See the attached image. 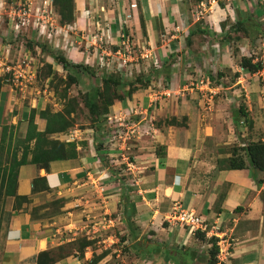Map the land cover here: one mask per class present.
Here are the masks:
<instances>
[{"label": "crops", "instance_id": "obj_1", "mask_svg": "<svg viewBox=\"0 0 264 264\" xmlns=\"http://www.w3.org/2000/svg\"><path fill=\"white\" fill-rule=\"evenodd\" d=\"M236 1L116 0L100 4L99 0H74L75 20L67 27L89 25V15L97 8L109 12L108 38L104 39L113 48L102 49L103 54L115 57L126 53L121 46L122 35L130 36V41L138 46L139 52L124 54V60H134L138 74L150 76L149 84L131 96L123 93L124 100L114 102L109 116L130 118L139 124L149 117L153 122L149 121L147 130L152 133L137 139L134 147L125 143L118 149L108 147L103 132L98 140L99 133L94 135L92 128L51 134V138L76 141L78 155L52 161L48 170L32 163L20 166L16 192L27 200L15 210L14 196L4 202L7 225L0 264H38L42 252L48 253L41 257L42 264H86L93 256L95 243L80 255L77 239L86 236L94 240L97 233L107 232L113 223L110 214L118 211L114 220L123 229L121 234L131 236L126 241L131 242L130 249L140 259L147 257L145 264H175L181 257L184 264H196L197 258L190 255L192 251L199 253L192 248L200 240L191 228L169 219L180 209L202 217L207 224L206 236L219 238L218 243L227 252L222 264H264V181L256 182L250 166L225 169L219 163L231 156L235 145L264 140V80L259 78L263 74L242 70L233 62L229 48L224 50L220 43L223 37L218 35L223 28L218 31L217 27L222 26L226 14L233 23L242 14L241 8L247 9V4L241 2L240 6ZM195 26L211 27L202 35L190 37ZM96 38L89 43L91 46L96 44ZM207 39L214 41L210 54L203 45ZM67 43L64 50L69 47ZM92 54L95 52L90 53L91 57L88 53L84 56L94 61ZM214 57L220 61L219 66L212 65L211 71H204L198 60ZM226 68L232 75L239 72L235 81L224 84L229 77L224 76L221 83L213 85L210 75ZM200 78L210 79L215 96L220 90L242 92L245 110L253 120L252 131L237 111L229 113L228 103H216L214 95L211 110L205 109L202 93L196 86ZM152 89L157 92L152 93ZM26 97L22 88L0 78V137L2 126L12 125V143L19 149L18 155L30 110L47 106V100L40 95ZM236 100L238 104L239 99ZM153 102L157 118L148 114L153 113ZM172 118L175 123L167 124ZM35 123L39 131L46 127V120L39 115ZM147 124L144 122L141 127L146 128ZM98 146H102L99 151ZM158 146H164L162 157L156 155ZM112 153L123 159L132 154V162L125 163L130 175L127 180L104 158L120 162ZM37 177L44 180L33 191L32 182ZM204 246L208 248L209 244ZM108 261L106 254L96 264Z\"/></svg>", "mask_w": 264, "mask_h": 264}, {"label": "rangeland", "instance_id": "obj_2", "mask_svg": "<svg viewBox=\"0 0 264 264\" xmlns=\"http://www.w3.org/2000/svg\"><path fill=\"white\" fill-rule=\"evenodd\" d=\"M116 0H99V3H114ZM232 2L233 0H229ZM237 4H241V2L244 5H248L247 9L244 11L241 8V13L239 16H247L251 17V21L247 24V32L244 35V32L240 31L239 36H241V39L239 41H226L224 43V39H222V43L225 47L224 50H227L228 47V53L231 55L233 62H237V59L234 54L237 56H252L254 57V61H262L264 60V0H237ZM112 5V4H111ZM241 6V5H240ZM22 7L28 8L26 9L27 14L25 17L29 18V24L23 25L21 27H17L15 25H11L9 23V11L10 9L14 8L16 9V13H18V10ZM47 9L49 11V14H47L48 18H51V20L48 23L47 30L41 29L40 26H37L34 20H32V17H35V15H42L41 12ZM75 12V10H74ZM111 13V12H110ZM109 12L106 10H102L101 8H97V10L91 11V14L89 15L91 17V23L87 26L83 27H75L74 25H71V27H67V25H61L59 23V16L57 15L55 6L53 5V0H0V78H4V76L7 74V72H4L3 69L6 68V66H13L15 67L12 70L11 78L7 77V80H5L7 83L13 84L14 86L18 88H22L23 92L26 93L28 98L29 96H39L47 100V106L51 105L53 111H58L62 109L65 101L68 97L73 96H80L84 92H86L88 89H92L94 86L99 87L101 86V77L104 72H113L116 71L117 73L121 74L122 79H125L127 81L134 80L135 76L138 75V72L136 70V66L133 64L135 61H127L124 54H136L138 53V46L130 41L129 36V43H126L123 47L124 50H126V53L123 51L121 54H116L115 57L111 55L103 54L102 52L105 48H113V45L110 44V42L105 41V37L108 38L106 29H109ZM29 15V16H28ZM229 14H226L225 20L221 23H225V27L222 26L217 27L218 31L222 27L223 31L219 32V37L225 36L226 32H228L231 28L232 22H229L227 20V16ZM18 16L16 15L15 18ZM111 17V16H110ZM97 22V23H96ZM96 23V24H94ZM94 24V25H93ZM222 25V24H221ZM94 27V28H93ZM211 27V26H208ZM103 30L105 32L103 33ZM248 33V34H247ZM97 36L95 39V45L91 46L89 43ZM94 37V38H93ZM208 40V39H207ZM68 41L69 47L64 50V47L66 46V42ZM214 42V41H213ZM211 40L203 42V45L205 44V50L211 53V44H213ZM202 45V44H201ZM227 45V46H226ZM42 46L45 47V51L42 50ZM193 46V45H192ZM93 47H96L93 49ZM194 47V46H193ZM98 48V49H97ZM103 49V50H102ZM199 49V48H198ZM220 51H222V48H219ZM49 51H54L56 53H61L66 56L67 59L71 60L74 64H86L91 66L94 69V76H91V74H88L84 69L82 68H75L70 71H66L62 68L60 64H57V62L49 55ZM84 51L82 54L80 52ZM77 53V58L69 57V55ZM95 52V55L92 54V59L96 58L94 61L90 59L91 55L90 53ZM89 54V58H85L87 55L84 56V54ZM122 55V56H121ZM118 57V58H117ZM210 57V56H209ZM145 59V58H144ZM199 59L200 67L204 69V71H211L210 67L212 65L219 66V62L216 60V58H212V60ZM139 61H142L139 59ZM218 63H217V62ZM52 63L53 70L58 73L59 77H62L64 79L67 78V74L70 72L71 74H74L78 78V82L74 83L72 86H70L68 92H67V98H63L61 93L62 89L64 88V85L66 82L59 81L57 78H54L52 80V83L50 84L49 81H51L52 75L51 74L50 80L45 75L48 73L45 71V65L46 63ZM90 64H87V63ZM133 63V64H132ZM128 65V66H126ZM145 65V64H144ZM206 65V68H205ZM126 67V68H125ZM228 69V68H226ZM133 70V71H132ZM134 72V73H133ZM229 72V70H228ZM34 75L33 77H30L29 75ZM206 74V73H205ZM14 75H18V78L15 79ZM228 79L224 80V83L227 81H230L232 76V73L229 72ZM261 76V75H260ZM260 79L263 78L264 75L259 77ZM264 83V81H263ZM212 84H217L216 78L214 81H212ZM163 85V84H162ZM54 86H57V89H55ZM237 89V88H236ZM54 90L56 92H54ZM157 90V89H156ZM234 89L225 90L224 92L220 90V92L214 97H216V103L222 101L228 103L230 106V112L234 113L235 111H239V107L243 104L244 105V96L242 92H233ZM200 91V90H198ZM53 94H52V93ZM152 93L157 92L152 89ZM122 94L127 93V88L124 89ZM165 97V96H162ZM203 97V94H202ZM223 98V99H222ZM239 99L238 104H236L237 100ZM43 100V101H44ZM203 100L205 98L203 97ZM81 103V102H80ZM221 103V102H220ZM213 102L212 105L213 106ZM155 106L156 102L152 103V108L149 106L148 109H152L153 113H148L156 116V118L159 116L158 112H155ZM158 106V105H157ZM206 108V107H205ZM236 109V110H235ZM207 111H210V108H206ZM241 112H238V115ZM76 118V129H84L88 125V113L85 107L82 106V104L79 106L78 111L74 114ZM231 115V114H230ZM137 120V119H136ZM171 120V119H170ZM166 121L168 122L170 121ZM150 119L147 117V121L144 120L142 122L137 121V126H141L144 124V122H148L146 128H141L140 133H135L134 136L128 138L127 140L123 141L122 138H111L109 140V132L112 129L118 130L119 127L117 125V121H113V123L110 125V131L106 130V124L105 129L103 130V133L106 134L104 136V139L106 138L108 142L109 148H120L121 145L134 147L133 144L138 141L137 139L141 140L145 136H149V133H152L151 131L147 130L148 126H150L149 123ZM156 121V120H155ZM154 121V122H155ZM151 122V121H150ZM153 122V120H152ZM151 122V123H152ZM109 127V122L107 123ZM74 128V129H75ZM125 131V130H123ZM149 132V133H148ZM92 133V132H88ZM104 134H97L98 140H101V135ZM123 135V134H122ZM84 137V136H83ZM111 145V146H110ZM102 147V146H101ZM123 148L120 152L123 153ZM129 151V150H128ZM118 152V153H120ZM118 153H112V156L115 155L114 159H120V162H111L108 158L104 157L109 163H111L112 167L118 168L120 175H123V177L127 180V178L130 177L129 170H127V166L125 165L127 162H132V154H127V159H123V156H121ZM126 158V157H125ZM124 161V162H123ZM112 169V168H111ZM119 211L116 213H111L110 216L113 218V223L110 228L107 229V232L97 233L95 235L94 243L93 245V254L97 255V252L100 254L102 252H107L109 261L106 264H145L144 259L147 258L145 256L140 259L138 255H136L135 250L130 249V241L123 240L122 237L131 239V236L129 234H121V231H123L122 228H119V223H116L117 221L114 219H117ZM109 217V216H108ZM7 225V214L4 212V209L0 210V247L2 245L3 241V233L5 231ZM122 226L126 227L128 226L126 224H123ZM125 229V228H124ZM86 237V236H84ZM147 240H150L146 237ZM146 243V241H143V245ZM197 245L193 247L192 249H196L199 253H197V257L194 256V258H197L196 264H204L205 259L208 258V255L206 254L207 248H205V244L201 241H198L196 243ZM98 250V251H97ZM200 262V263H199Z\"/></svg>", "mask_w": 264, "mask_h": 264}, {"label": "trees", "instance_id": "obj_3", "mask_svg": "<svg viewBox=\"0 0 264 264\" xmlns=\"http://www.w3.org/2000/svg\"><path fill=\"white\" fill-rule=\"evenodd\" d=\"M53 5L55 6L57 15L59 16V23L61 25H70L74 22V0H53ZM250 21L251 17H249V15L243 17L239 16V18L231 24V28L226 33L224 38H222L225 42L221 39L220 43L224 44L226 41L231 40L239 41L241 39V36H239L240 31L244 32L245 35L247 32V24ZM222 27H225V23H222ZM195 28L196 29L190 32V37H193L196 34L202 35L207 32L208 29V27L199 26H195ZM188 44L190 45L191 42ZM41 48L45 51L44 46ZM48 53L57 62V64H60L66 71H70L75 68H82L88 74H91V76H94L95 74L94 69L89 65L74 64L61 53H56L54 51H49ZM234 56L238 58L236 64L244 71L253 74L264 69V62L260 60L254 61V57L252 56L243 55L239 57L236 54H234ZM44 70L48 72L45 77L48 76L49 80V76L53 74L51 81H49L50 84L54 78H57L59 81L66 82L61 95L63 98H67V92L70 86L78 82L77 76L69 72L66 79L59 77L61 75L56 73L55 70L52 71L53 65L50 62L46 63ZM228 70L230 72L229 68L224 71H217L214 75H210V78L212 80L216 78L217 84L221 83V79L224 78V76L229 75ZM238 75L239 72H235L232 76H230V81L225 83L223 81V83L228 85L229 83L235 81ZM7 77L11 78V73H7L4 76L3 82H6L5 80H7ZM149 77L150 76L146 77L145 74L140 73L135 76L134 80L127 81L122 79L121 74L116 71L108 73L104 72L101 77V86H94L92 89H88L78 97H68L62 109L53 111L51 105H48L41 110L32 108L27 119V127L22 141L23 146L20 155H18L19 149L12 143L13 126L4 124L2 126L0 137V210L3 209L4 202L9 196H14L13 210L20 209L22 202L27 200V197L19 196L16 192L20 166L32 163L36 164L40 168L48 170L50 162L75 158L78 155L76 141H63L51 138L50 135L54 133H64L74 129L76 125V118L74 114L78 111L81 104L86 108L89 118L88 125L84 127V129L92 128L95 135L97 133H102L106 124V130L110 131V123L109 127L107 125L110 108L115 101L124 100V95L121 92L127 88V94L128 96H131V94L139 88H146L149 84ZM54 87L57 89V86ZM54 92L56 91L54 90ZM238 112H241L238 116H242L244 118L248 129L252 131L253 120L250 118L249 113L245 110V105L242 104L239 107ZM36 115H39V117L46 120V127L43 131H39L37 129V124L35 123ZM174 123L175 118H172L168 122V124ZM110 132H112V130ZM100 149L101 146H98L97 150L99 151ZM162 149H164V146L157 147L156 155L158 157L164 156L165 153ZM219 163L220 167L225 169H244L250 166L254 169L256 182L258 184H262L264 181V140L258 138L257 140H250L244 145H235L231 149V156L219 161ZM41 180H44V177H37L33 180V191L37 190V183ZM238 209L241 208H237L236 210ZM194 234L202 243L209 244L206 251L208 258L205 259L204 264H219L217 259V255L219 253V246L217 245V242L219 238L216 236L207 237L206 233L200 230L195 231ZM122 239L126 240L125 237H122ZM93 243L94 240L87 239L86 237L78 238L76 241V247L79 254L83 255L84 249L87 246H92ZM47 254V252L39 254L38 264H42L41 257ZM106 254L107 252H102L98 255L93 254L92 258L87 261L86 264H96ZM192 254L193 256H196L195 251H192L191 255H189L192 256ZM181 258L176 260L175 264H184L185 260H182Z\"/></svg>", "mask_w": 264, "mask_h": 264}, {"label": "built area", "instance_id": "obj_4", "mask_svg": "<svg viewBox=\"0 0 264 264\" xmlns=\"http://www.w3.org/2000/svg\"><path fill=\"white\" fill-rule=\"evenodd\" d=\"M25 7H22L21 9L18 10V13H16V9L12 8L9 11V23L11 25H15L17 27H21L23 25H26L27 23L29 24V18L25 17L27 14V11ZM42 15H35V17H32L31 19L34 20L37 26H40L42 31L47 30L48 23L51 20V18L47 17V14H49V11L47 9H44L41 12ZM18 16L15 18V16ZM50 15V14H49ZM29 16V15H28ZM27 22V23H26ZM122 43L121 46L124 47L126 43H129V37L122 35ZM119 53L121 49L117 50ZM264 62V60H262ZM15 67L13 66H6L5 69H3L4 72L11 73L12 70ZM14 71V70H13ZM263 74L264 75V69L261 71L257 72V74ZM12 74V73H11ZM30 77H33L34 75L30 74ZM15 79L18 78V75H14ZM196 86L199 88L200 92L203 94V97L205 98L204 100V107L210 108L211 102L213 99V94L214 91L210 89V79L209 78H200L197 80ZM205 108V109H206ZM113 121H117V125L119 127L118 130L112 129V132L109 133V137L112 136L111 138L115 139L117 137L119 138H124V140L130 138L131 136L133 137L135 133L139 134L140 129L142 128L141 126H137V123H134L130 118H122L119 117L117 118L116 116H108V122L110 125L113 123ZM143 129V128H142ZM125 130V131H123ZM123 134V135H122ZM177 211V210H175ZM170 220H175L176 222H179L181 225H186L187 227L191 228L194 232L197 230L206 232L207 231V224L205 223L204 219L192 211H185V210H179L176 214L170 215ZM217 245L219 246V253L217 255V259L219 264H222V262L225 260L224 257L227 254L226 251H224L222 245L217 242Z\"/></svg>", "mask_w": 264, "mask_h": 264}]
</instances>
